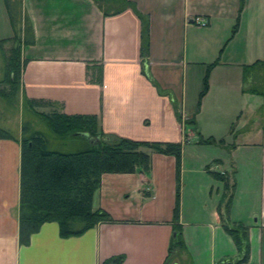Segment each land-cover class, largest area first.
<instances>
[{
	"label": "crops",
	"instance_id": "0c3cea01",
	"mask_svg": "<svg viewBox=\"0 0 264 264\" xmlns=\"http://www.w3.org/2000/svg\"><path fill=\"white\" fill-rule=\"evenodd\" d=\"M97 1L24 0L35 31V44L22 50L26 95L57 102L54 109L68 114H96L111 137L180 142L188 134L181 167L182 260L218 264L239 257L218 211L223 182L208 166L235 180L230 218L248 227L250 241L249 260L241 264H264V127L239 123L240 102L254 96L244 91L243 66L264 59V0H244L242 8L241 0H130L149 16V76L137 14L126 8L105 15ZM238 17L239 29L227 41ZM12 35L0 0V39ZM218 58L197 112L207 66ZM100 67L102 84L90 80ZM155 83L169 94H160ZM173 103L184 119L196 115L205 138L225 144L199 143L193 125L178 121ZM145 150L152 157L148 174L105 173L94 195L93 208L117 222L68 238L57 222H47L29 245H20L21 144L0 139V264H102L121 254L123 264H164L174 234L176 158Z\"/></svg>",
	"mask_w": 264,
	"mask_h": 264
},
{
	"label": "trees",
	"instance_id": "16d2710c",
	"mask_svg": "<svg viewBox=\"0 0 264 264\" xmlns=\"http://www.w3.org/2000/svg\"><path fill=\"white\" fill-rule=\"evenodd\" d=\"M244 0H241V8ZM98 6L105 15L118 13L131 8L141 20V56L143 73L147 74V60L150 53V20L130 0H98ZM5 8L13 35L0 39L3 64L0 67V95L15 97L22 87V70L26 60L22 58V48L35 44V31L32 21L25 10L24 0H4ZM239 29V17L234 25L231 40ZM11 43L6 51L7 44ZM224 48L221 49V54ZM218 58L207 66L203 78V88L197 102V112L203 97L209 90L211 70L219 64ZM244 91L261 95L264 98V59L243 66ZM103 83V69L90 79ZM157 85V83H155ZM9 92H7V89ZM159 93L169 92L157 85ZM21 97L25 108L36 109L41 106H56L57 102L30 98L23 88ZM175 115L183 122V115L176 103H173ZM51 134L35 129L30 123L22 126V134L18 137L12 130L0 126V139L19 141L21 144V197H20V245H29L31 236L37 233L43 224L57 222L63 238L80 236L99 223L117 222L105 209H94L93 198L101 186L105 173L148 174L151 171L152 157L145 149L156 153L172 155L176 158V204L173 211V234L169 253L164 264L175 259L182 260L186 251L182 225L180 223L181 200V167L183 146L189 141L185 134L184 141H139L124 137H111L99 127L96 114H68L58 109L50 113H40ZM264 117V103L261 108ZM187 124L194 126L199 135V143L225 144L224 139L217 140L210 136L205 138L197 128L196 115L186 119ZM264 127V124H263ZM207 170L223 182L224 191L218 205V211L224 229L231 235L239 251L238 258H228L218 264H241L250 257V241L248 227L240 222H233L230 210L233 203L236 183L228 173ZM125 255L111 256L102 264H123ZM177 264L176 262H173ZM188 264V263H185Z\"/></svg>",
	"mask_w": 264,
	"mask_h": 264
},
{
	"label": "rangeland",
	"instance_id": "374dc122",
	"mask_svg": "<svg viewBox=\"0 0 264 264\" xmlns=\"http://www.w3.org/2000/svg\"><path fill=\"white\" fill-rule=\"evenodd\" d=\"M10 46L11 43H8L7 47L5 48L7 49L6 51L10 49ZM2 64H3V60H2V53L0 48V67L2 66ZM0 87H3V85H0ZM192 87H193L192 84H190L189 94L191 93ZM21 89L22 87H20V92L15 97L9 98L0 95V126L12 130V132H14L17 135L19 131L22 134L23 124L30 123L35 129L51 134L45 120L41 117L40 113L42 112L50 113L54 110V106L51 105L41 106V107H37L35 110L33 108L32 109L25 108L23 106V100L21 97ZM5 90L9 92L8 87ZM194 103L192 105H195ZM263 103H264V98L261 95H257V94H254V96H251L250 94L246 95L245 98H243V100L240 102V104L244 108V115L243 117H241L239 122L240 125H242L243 122H245L246 125L248 124L247 127H250L255 122L262 123L263 125L264 117L261 115V108L263 106ZM185 120L186 119L183 118L182 123H185ZM190 128L193 129L194 126L193 127L189 126V129ZM189 129H187V131ZM198 130L200 131L199 127ZM198 137L199 135L197 134V139ZM173 262H176L177 264L188 263L187 260L184 263L183 261H181V259H175L170 264H174Z\"/></svg>",
	"mask_w": 264,
	"mask_h": 264
},
{
	"label": "built area",
	"instance_id": "2783aa9c",
	"mask_svg": "<svg viewBox=\"0 0 264 264\" xmlns=\"http://www.w3.org/2000/svg\"><path fill=\"white\" fill-rule=\"evenodd\" d=\"M201 26H205L208 22L205 20H199Z\"/></svg>",
	"mask_w": 264,
	"mask_h": 264
},
{
	"label": "water",
	"instance_id": "95a60500",
	"mask_svg": "<svg viewBox=\"0 0 264 264\" xmlns=\"http://www.w3.org/2000/svg\"><path fill=\"white\" fill-rule=\"evenodd\" d=\"M148 74V73H147ZM148 76H149V74H148ZM174 235H175V233H174Z\"/></svg>",
	"mask_w": 264,
	"mask_h": 264
}]
</instances>
